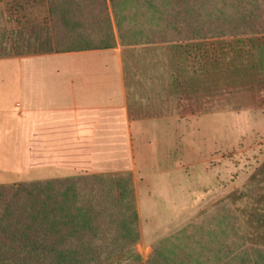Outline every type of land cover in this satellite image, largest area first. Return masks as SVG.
I'll list each match as a JSON object with an SVG mask.
<instances>
[{
  "label": "trees",
  "instance_id": "1",
  "mask_svg": "<svg viewBox=\"0 0 264 264\" xmlns=\"http://www.w3.org/2000/svg\"><path fill=\"white\" fill-rule=\"evenodd\" d=\"M30 1L0 0V58L264 37V0H33L46 6L42 22L18 12ZM225 211L213 228L158 241L143 262L132 174L0 186V264H264L246 233L261 220Z\"/></svg>",
  "mask_w": 264,
  "mask_h": 264
},
{
  "label": "crops",
  "instance_id": "2",
  "mask_svg": "<svg viewBox=\"0 0 264 264\" xmlns=\"http://www.w3.org/2000/svg\"><path fill=\"white\" fill-rule=\"evenodd\" d=\"M18 10L20 15L42 16L31 21L42 22L47 16L43 3L40 9ZM17 26L15 21L8 24L9 29ZM186 44L1 57L0 169L20 161L36 182L130 173L140 223L142 207L154 208L159 216L156 206L162 201L156 199L164 189L158 186L150 191L146 186L152 201L142 203L135 142L158 135L178 141L184 137L180 130L192 123L187 118L201 111L190 106L186 117L179 104L188 96L199 97L202 90L200 65L190 70V64H183L182 59L191 58ZM256 49L257 73L247 76L251 85L264 80V43ZM199 56L193 54V61ZM213 66V75L208 66V93L217 89L216 62ZM249 109L242 108L250 113ZM163 174H171L173 179L168 181L182 185L184 193L185 165L170 167Z\"/></svg>",
  "mask_w": 264,
  "mask_h": 264
},
{
  "label": "rangeland",
  "instance_id": "3",
  "mask_svg": "<svg viewBox=\"0 0 264 264\" xmlns=\"http://www.w3.org/2000/svg\"><path fill=\"white\" fill-rule=\"evenodd\" d=\"M14 1L3 0L5 6H11ZM17 2L24 4L23 0ZM24 7L40 9V4L31 0ZM37 16L28 18L42 17ZM263 43L264 37H248L185 45L184 49L189 50L191 58L187 61L182 59L183 64L185 67L190 64V70L192 66L196 69V64L200 65L202 90L199 97L195 96L194 99L188 96L179 104L184 107L186 117L189 115L190 106H198L201 111L196 112L198 116L195 118H187L192 123H187L180 130L184 137H179L178 141L158 135L151 137L152 140L150 137L137 138L135 142L137 174L142 180L139 182L142 203L146 200L152 201L151 192L148 195L146 186L150 187V191L154 187L160 189L158 186H163L161 189H164L156 199L162 201L156 206L159 216L154 215V208H141V242L137 250L143 262L148 260L151 247L158 241L190 226L213 228L212 219L222 207L226 209V216H231V213L238 216L246 211L244 203L251 204V209L246 211L248 218L256 223L259 220L262 222L255 226L256 229H249L246 233L255 232L256 244H252L264 248V80L262 78L261 82L251 85V80L247 77L257 73L256 47ZM195 53H200V58H196L194 62L192 56ZM213 61L217 64V89L213 88L208 93L205 92L208 86V66L210 65L213 75ZM221 67L227 69L221 71ZM246 107H250V113L242 110ZM246 114H251V117ZM160 129L155 128L158 131ZM209 156L212 157L210 161L207 159ZM205 158L209 161L206 164ZM201 161V164H197ZM180 165H185L183 194L182 185L175 182L173 184L171 174H163L170 167ZM168 177L172 179L168 181ZM179 177L182 179L181 175ZM33 179L30 168L23 166L20 161L14 164L10 162L0 169V186L36 182ZM252 191L258 196L255 200L248 196ZM154 193L155 191L152 195ZM242 195L246 199L236 202ZM254 205L260 207L262 212H253Z\"/></svg>",
  "mask_w": 264,
  "mask_h": 264
}]
</instances>
